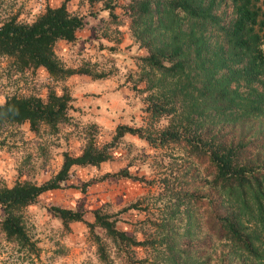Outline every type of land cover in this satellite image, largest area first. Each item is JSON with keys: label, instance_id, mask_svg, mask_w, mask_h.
<instances>
[{"label": "rangeland", "instance_id": "rangeland-1", "mask_svg": "<svg viewBox=\"0 0 264 264\" xmlns=\"http://www.w3.org/2000/svg\"><path fill=\"white\" fill-rule=\"evenodd\" d=\"M63 1L0 0V22L12 14H17L21 21L31 22L46 5L56 7ZM190 1L193 6L203 7H208L211 2ZM132 2H67L71 13L86 16L89 23L80 31V42L59 41L54 51L64 67L87 68L93 74H102L101 78L77 75L58 81L43 68L14 72L9 69L6 59H0V103L6 95L13 94H33L44 99L50 91L56 94L66 91L70 95L65 115L67 119L57 122L56 132L41 124L39 132L35 133L30 130L28 122L0 129V187L12 186L17 181L40 183L49 179L59 169L64 151L73 155L80 153L90 134H94L97 143L107 142L120 124L140 127L153 138L152 142H148L126 134L112 150L110 160L99 166L75 167L73 176L61 188L41 194L36 203L24 210L26 230L35 249L19 248L0 231V264H131L126 253L100 262L88 227L82 222H71L69 231L66 230L50 211V205L82 211L84 219L91 222L96 209L112 215L117 228L139 240H146V249L140 246L133 251L137 258L143 259V264H264V221L259 218V214L264 216V204L262 210L254 211L255 218L245 219L248 230L257 236L254 242L261 254L258 261L231 250L229 244L217 240L211 228L210 204L207 201L211 190V171H207L196 158L187 155L183 144L163 141L160 134L168 128L181 134V137L187 135L190 138L200 127L196 123L182 121L188 106L186 98L177 93L178 90L174 91L168 82L164 84L166 80L160 83L159 75L141 63L139 57L149 53L143 45L150 38H139L140 28L144 25L136 15H128ZM107 4H112L116 20L109 15L105 7ZM209 8L213 18L205 20L203 29L199 24L201 21L190 19L182 12L176 14L171 30H163L156 17L153 18V28L166 37L171 32L179 34L180 41L185 42L188 37L184 32H188L193 25L196 35L204 37L212 48L217 49L219 43L226 45L221 26H228L235 17L234 4L233 0H213ZM88 15H95V19ZM132 20L137 21L139 26ZM117 21L120 22L118 25ZM160 38L161 35L159 41H151V44L160 46ZM190 53L194 66L187 84H193L197 72L201 74L196 66L200 57L195 52ZM221 72L226 73L221 70L215 77L219 78ZM199 79L204 80L201 76ZM195 84L196 87L201 86L197 81ZM237 84V91L247 95L249 87L243 81ZM253 88L258 93L263 92L259 82ZM193 92L196 93V90ZM163 95L168 99L174 98L173 102L175 98L179 100L170 114ZM154 107H165L166 111H162L159 119H154L150 113ZM254 114L247 110L244 122L238 124L235 132L244 139L254 141L244 150L245 159L264 162V141L259 131L264 128V111L260 116ZM122 168H127L138 179H101L106 173ZM87 181L92 182L82 190L83 183ZM186 189L195 190L193 194L196 198H190V203L182 197ZM2 218L0 207V220ZM94 231L104 238L103 228L95 226ZM178 244L194 246L198 252L194 263L171 255V248ZM168 257L171 259L165 261Z\"/></svg>", "mask_w": 264, "mask_h": 264}, {"label": "trees", "instance_id": "trees-1", "mask_svg": "<svg viewBox=\"0 0 264 264\" xmlns=\"http://www.w3.org/2000/svg\"><path fill=\"white\" fill-rule=\"evenodd\" d=\"M68 1L64 0L56 7L46 5L31 22L19 20L17 14H12L0 22V59L7 60L10 70L23 73L27 69L43 68L51 78L58 81L77 75L91 76L93 79L103 77L102 74H93L87 68L64 67L54 51V46L59 41L71 44L80 42V31L89 23L86 16L68 10ZM212 3L213 0L210 5ZM233 4L235 17L228 26H221L226 45L219 43L217 49L212 48L204 37H198L193 25L188 32H184L188 37L185 42L180 41L179 34L178 36L171 32L166 37L153 28V18L156 17L163 30H171L176 14L182 12L190 19L201 21L199 24L203 29L205 20L213 18L210 5L193 6L190 0H133L128 15L134 14V17L136 15L138 20L143 21L139 38H150L143 45L149 53L139 57L141 63L159 75L160 83L166 80L164 84L168 82L174 91L178 90L177 93L186 98L188 106L182 121L185 120L186 124L196 123L200 127L190 138L187 135L181 137V134L168 128L160 134L163 141L183 144L182 148L187 155L196 158L207 171H211V190L207 201L210 204L211 228L217 240L229 244L231 250L259 261L261 254L254 242L257 236H253L248 230L245 219L249 221L255 218L254 211L262 210L264 162L245 159V149L254 141L251 138L244 139L235 130L239 128L238 124L244 122L247 110L255 112L254 116H260L264 111V0H233ZM105 7L116 20L117 15L111 10L112 4ZM88 16L95 19V15ZM119 23L116 22L117 25ZM132 23L139 26L137 21L132 20ZM159 35L160 46L151 44V41H159ZM190 52H195L200 57V63L196 66L201 74H197L204 79L201 81L195 74L193 84L186 82L194 66L191 64ZM221 70L226 73L221 72L219 78L215 77ZM195 81L201 83V86L196 87ZM238 81H243L249 87L247 95L237 91ZM256 82L260 83L263 92L258 93L253 88ZM232 83H236V86L233 87ZM173 99L164 96L168 114L176 108L179 101L175 98L173 102ZM69 101L70 95L66 91L61 94L50 91L45 99L33 94L6 95L0 103V129L28 122L30 130L35 133L39 132L41 124L56 132L57 122L67 119L65 115ZM150 110L154 119H159L162 111H166L165 107H154ZM259 131L264 141V128ZM126 134L148 142L153 141L151 135L140 127L120 124L107 142L97 143L94 134H90L91 137L87 139L80 153L73 155L64 151L59 169L49 179L40 183L17 181L12 186H1L0 207L3 218L0 220V231L19 248L33 251L35 244L26 230L24 210L36 203L41 194L61 188L73 176L75 167L99 166L110 160L112 150ZM108 177L138 179L127 168L106 173L101 179ZM91 182H84L82 190ZM194 192V189H186L182 197L187 198L190 203V198H196ZM49 209L68 231L71 222H82L88 227L100 262H107L112 256L118 257L121 253H126L131 264L144 263L133 251L140 246L146 249V240H139L117 228L112 215L96 209L91 222L86 221L83 212L79 210L58 205H50ZM259 218L264 221L263 214H259ZM95 226L104 229V238L95 233ZM171 255H178L194 263L198 252L194 246L178 244L171 248ZM170 259L168 257L165 261Z\"/></svg>", "mask_w": 264, "mask_h": 264}, {"label": "crops", "instance_id": "crops-1", "mask_svg": "<svg viewBox=\"0 0 264 264\" xmlns=\"http://www.w3.org/2000/svg\"><path fill=\"white\" fill-rule=\"evenodd\" d=\"M75 79H76V78H75ZM70 81H71V80H70ZM87 82H90V81H87ZM67 181H68V180H66L65 182H67ZM65 182H64V183H65Z\"/></svg>", "mask_w": 264, "mask_h": 264}]
</instances>
